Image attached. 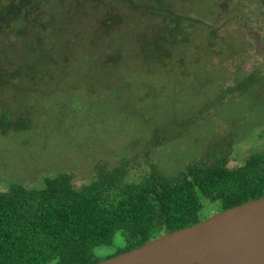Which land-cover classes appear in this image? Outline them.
Wrapping results in <instances>:
<instances>
[{
    "label": "rangeland",
    "instance_id": "rangeland-1",
    "mask_svg": "<svg viewBox=\"0 0 264 264\" xmlns=\"http://www.w3.org/2000/svg\"><path fill=\"white\" fill-rule=\"evenodd\" d=\"M108 1L82 24H66L72 29L65 39L76 37L66 61L50 59L44 77L20 78V87L0 92V126L3 112L15 124L0 128V190L12 181L35 186L63 170L81 187L99 166H121L126 154L131 176L166 179L191 164H216L215 155L227 154L226 165L234 167L264 149V139L253 140L264 130V18H239L248 2L171 0L195 26L185 50L167 47L169 58L157 62L144 51L158 20Z\"/></svg>",
    "mask_w": 264,
    "mask_h": 264
},
{
    "label": "trees",
    "instance_id": "trees-1",
    "mask_svg": "<svg viewBox=\"0 0 264 264\" xmlns=\"http://www.w3.org/2000/svg\"><path fill=\"white\" fill-rule=\"evenodd\" d=\"M114 1L128 6L125 9L130 12L158 20L149 31L152 37L144 57L167 61L171 53L167 47L181 45L185 50L195 21L177 13L171 0ZM243 1L250 5L236 11L239 18H264V0H257L260 4L255 8L256 0ZM108 3L0 0V92L7 85L20 87V78L32 83L37 75L44 77L43 65L52 59L66 61L67 50L72 53L70 42L76 39H65L70 25L82 24L89 11ZM115 3L111 13L119 20V12H113ZM68 22L72 24L67 27ZM111 23V18L102 21L104 26ZM135 31L139 36L142 30ZM7 58L17 59L19 67H11ZM118 58L113 54L109 59ZM2 121L0 128L6 130L15 125L5 112ZM259 132L253 140L261 143L264 130ZM226 156L215 155L216 164L188 165L182 174L166 179L146 172L131 176L127 170L131 157L126 154L121 166H99L98 175L81 187L64 170L44 174L35 186L12 181L8 190H0V264H93L205 219L211 205L218 212L262 197L264 149L251 150L234 167L226 165Z\"/></svg>",
    "mask_w": 264,
    "mask_h": 264
},
{
    "label": "water",
    "instance_id": "water-1",
    "mask_svg": "<svg viewBox=\"0 0 264 264\" xmlns=\"http://www.w3.org/2000/svg\"><path fill=\"white\" fill-rule=\"evenodd\" d=\"M93 264H264V195Z\"/></svg>",
    "mask_w": 264,
    "mask_h": 264
}]
</instances>
